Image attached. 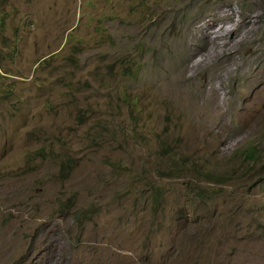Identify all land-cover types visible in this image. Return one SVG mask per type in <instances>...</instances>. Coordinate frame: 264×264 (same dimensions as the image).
<instances>
[{
  "label": "rangeland",
  "instance_id": "1",
  "mask_svg": "<svg viewBox=\"0 0 264 264\" xmlns=\"http://www.w3.org/2000/svg\"><path fill=\"white\" fill-rule=\"evenodd\" d=\"M0 264H264V0H0Z\"/></svg>",
  "mask_w": 264,
  "mask_h": 264
},
{
  "label": "trees",
  "instance_id": "2",
  "mask_svg": "<svg viewBox=\"0 0 264 264\" xmlns=\"http://www.w3.org/2000/svg\"><path fill=\"white\" fill-rule=\"evenodd\" d=\"M248 152L246 153L247 156H255L256 154V148L255 147H249ZM178 168H175V171H177ZM155 192V194L157 195V197L162 196V188H160L158 185H154L153 182H148L147 183Z\"/></svg>",
  "mask_w": 264,
  "mask_h": 264
}]
</instances>
